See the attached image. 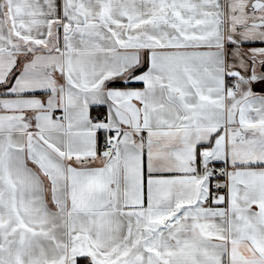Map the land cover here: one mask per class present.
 I'll list each match as a JSON object with an SVG mask.
<instances>
[{
	"label": "snow or ice",
	"instance_id": "1",
	"mask_svg": "<svg viewBox=\"0 0 264 264\" xmlns=\"http://www.w3.org/2000/svg\"><path fill=\"white\" fill-rule=\"evenodd\" d=\"M0 264H264V0H0Z\"/></svg>",
	"mask_w": 264,
	"mask_h": 264
}]
</instances>
